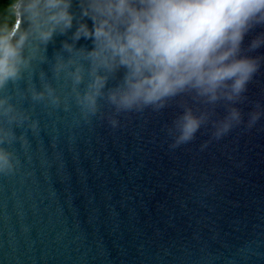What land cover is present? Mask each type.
Returning a JSON list of instances; mask_svg holds the SVG:
<instances>
[{
	"label": "water",
	"instance_id": "obj_1",
	"mask_svg": "<svg viewBox=\"0 0 264 264\" xmlns=\"http://www.w3.org/2000/svg\"><path fill=\"white\" fill-rule=\"evenodd\" d=\"M71 10L79 16V0ZM259 34L264 25L242 43L244 54L262 58L236 105L245 122L249 112H264V46L248 51ZM67 38L49 42L32 75L39 87L45 72L67 110L14 97L38 128H16L26 143L5 145L19 163L0 174V264H264V116L221 137L206 124L175 147L169 130L184 107L216 119L226 102L185 93L157 111L119 113L113 128V110L101 100L100 114L86 120L70 81L51 72L56 55H69ZM76 47L93 45L81 38ZM25 86L21 80L3 94Z\"/></svg>",
	"mask_w": 264,
	"mask_h": 264
},
{
	"label": "clouds",
	"instance_id": "obj_2",
	"mask_svg": "<svg viewBox=\"0 0 264 264\" xmlns=\"http://www.w3.org/2000/svg\"><path fill=\"white\" fill-rule=\"evenodd\" d=\"M72 3L14 0V23L0 27V174L13 172L19 163L5 145L17 139L26 143L14 130L38 128L14 97L68 108L45 72L38 73L39 87L32 83L34 65L47 60L44 51L56 35L68 37L62 48L69 55H56L52 76L70 81L86 120L100 114L101 100L113 110L107 117L113 128L119 126V113L157 111L185 93L208 105L226 102L224 115L216 119L207 111L184 107L169 130L175 147L190 142L206 124L212 135L221 137L264 116L251 111L245 122L236 106L260 68L262 58L244 54L242 43L250 30L264 25V0H79V16ZM81 38L91 40L93 47L77 48ZM262 46L264 34H259L248 51ZM121 69L119 82L108 87ZM21 80L24 88L3 94Z\"/></svg>",
	"mask_w": 264,
	"mask_h": 264
},
{
	"label": "trees",
	"instance_id": "obj_3",
	"mask_svg": "<svg viewBox=\"0 0 264 264\" xmlns=\"http://www.w3.org/2000/svg\"><path fill=\"white\" fill-rule=\"evenodd\" d=\"M14 0H0V27L9 26V20L14 21L11 6Z\"/></svg>",
	"mask_w": 264,
	"mask_h": 264
},
{
	"label": "rangeland",
	"instance_id": "obj_4",
	"mask_svg": "<svg viewBox=\"0 0 264 264\" xmlns=\"http://www.w3.org/2000/svg\"><path fill=\"white\" fill-rule=\"evenodd\" d=\"M13 23H14V21H13V22H11V21L9 20V26H11Z\"/></svg>",
	"mask_w": 264,
	"mask_h": 264
}]
</instances>
